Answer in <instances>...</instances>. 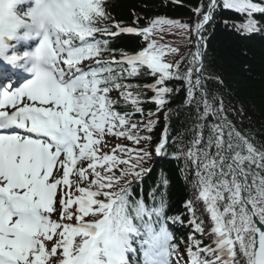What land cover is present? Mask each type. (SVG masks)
Masks as SVG:
<instances>
[{
    "label": "snow or ice",
    "instance_id": "snow-or-ice-1",
    "mask_svg": "<svg viewBox=\"0 0 264 264\" xmlns=\"http://www.w3.org/2000/svg\"><path fill=\"white\" fill-rule=\"evenodd\" d=\"M26 2L0 0V57L30 63L27 71L35 73L0 91V264H264V144L227 119L222 97L207 87L204 63L215 14L233 10L245 21H221L225 27L255 34L264 0H201L191 27L166 17L144 27L139 17L136 26L113 23L106 0H34L18 11ZM21 28L24 38L42 35L41 42L34 52L7 56L6 40ZM176 28L195 51L165 62L178 49L151 37ZM124 34L142 37L146 47L117 58L111 44ZM139 76L154 82L125 83ZM174 80L187 86L191 126L170 141L172 110L165 112L153 146L158 113L178 91L167 86ZM146 91L155 112L141 106ZM113 138L133 147L116 143L104 151ZM153 153L182 160L185 180L191 173L196 195L184 213L167 211L166 175L147 197L135 191L152 170L145 165ZM196 203L204 206L200 216ZM177 227L190 230L186 239L176 237Z\"/></svg>",
    "mask_w": 264,
    "mask_h": 264
},
{
    "label": "trees",
    "instance_id": "trees-1",
    "mask_svg": "<svg viewBox=\"0 0 264 264\" xmlns=\"http://www.w3.org/2000/svg\"><path fill=\"white\" fill-rule=\"evenodd\" d=\"M254 2H260V0H254ZM200 3L201 0H106L103 6L111 16V22H122L123 26H136L134 21L137 17L140 18L138 21L140 27L147 26L152 18L166 17L187 23L191 27L198 19L194 9ZM203 3L206 4L207 0H203ZM254 19L259 22L260 31L251 35H242L232 27H225L221 21L227 20L230 24H240L245 21V17L233 10L218 11L215 14L214 25L208 26V31L205 33L208 36V42L204 51V63L207 67L205 75L212 77L207 87L211 92L222 97L227 110L225 113L227 119L237 130L249 135L257 145H260L264 144V13L255 14ZM188 35L181 34L180 29L176 28L171 32L154 33L151 38L156 39L160 44L178 49L177 53L168 52L164 57L165 62H173L180 60L181 56L189 54L190 51H195V48L189 44ZM146 44L147 42L140 36L124 34L112 43L111 47L118 50L117 58H119V51L133 54L146 47ZM183 70L182 65L181 71ZM215 77H219L222 83H217ZM152 82L154 81L151 77L144 76L125 81V83L140 86ZM167 86L174 87L178 91L166 97L168 103L158 113L159 122L150 133L153 137L151 141L153 146L163 133L165 112L172 110L169 118L170 141L172 137L183 133L191 126L188 116L189 108L183 105L187 86L179 80L171 81ZM130 90L136 91L135 88ZM152 95L151 91H146L142 96L145 103L141 106L145 113L149 110L156 111L155 104L148 102ZM111 96L114 99L119 98L116 91H113ZM147 118V116L144 117L145 120ZM133 119L139 120L141 117L136 114ZM152 119H156V116ZM209 121H212V117H209ZM189 138V136L184 137L185 141ZM113 140L133 147L132 142L124 138H113ZM110 148L111 146L104 151ZM172 151L173 148L169 147V153ZM145 166H150L152 170L144 177L143 183L135 187V191L147 197L158 178L166 175L170 180L167 192L170 206L167 211L169 214L184 213L182 205L185 201L192 199L196 192L191 183V173H188V180H185V174L179 171L183 167V161L177 162L170 156H156L153 153L152 159ZM195 207L197 216H200L204 212L203 204L196 203ZM204 219L207 228L209 218L204 216ZM174 231L177 238L186 239L190 230L187 227H177ZM209 242L207 239L204 241L205 244Z\"/></svg>",
    "mask_w": 264,
    "mask_h": 264
},
{
    "label": "clouds",
    "instance_id": "clouds-1",
    "mask_svg": "<svg viewBox=\"0 0 264 264\" xmlns=\"http://www.w3.org/2000/svg\"><path fill=\"white\" fill-rule=\"evenodd\" d=\"M32 36L34 37V36H36V35H32ZM6 43H7V41H6Z\"/></svg>",
    "mask_w": 264,
    "mask_h": 264
}]
</instances>
